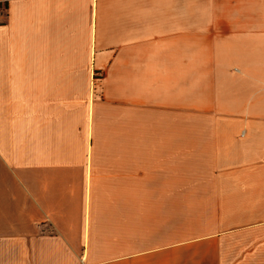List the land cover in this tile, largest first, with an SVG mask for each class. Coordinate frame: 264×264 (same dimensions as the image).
I'll list each match as a JSON object with an SVG mask.
<instances>
[{
    "label": "crops",
    "instance_id": "1",
    "mask_svg": "<svg viewBox=\"0 0 264 264\" xmlns=\"http://www.w3.org/2000/svg\"><path fill=\"white\" fill-rule=\"evenodd\" d=\"M0 264H264V0H0Z\"/></svg>",
    "mask_w": 264,
    "mask_h": 264
}]
</instances>
